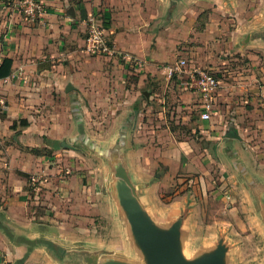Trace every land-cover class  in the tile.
Returning a JSON list of instances; mask_svg holds the SVG:
<instances>
[{
    "label": "crops",
    "instance_id": "obj_1",
    "mask_svg": "<svg viewBox=\"0 0 264 264\" xmlns=\"http://www.w3.org/2000/svg\"><path fill=\"white\" fill-rule=\"evenodd\" d=\"M20 1L0 0V62L6 57L13 60L10 75L0 77V96L5 100V104L0 102V264H148L121 214L110 158L90 148L88 153H79L82 142L64 146L63 141L82 133L93 140L88 131L90 100L86 97L94 89L109 97L115 95L113 85L119 78L126 83L135 75L134 81L139 83L143 67L155 73L157 66L170 59L172 50L184 39L183 33L204 35L217 20L220 31L228 36L221 48L224 56L215 63L225 65L228 55L240 53L248 67L237 82L230 81L232 70H226L230 76L221 78L216 108L235 104L233 128L239 134L227 141L254 180L264 183V38L249 36L263 28L261 21L254 19L240 24V0H40L45 13L35 18L22 11ZM232 11H237L238 24L225 21ZM256 12L257 17L264 16V4ZM90 14L102 21L118 50L131 54L143 66L87 52ZM96 62L100 68L91 67ZM131 89L125 85L123 91L130 93ZM133 95L132 102L124 99L113 104L117 115L111 131L99 133L93 141L105 148L116 144L124 119L138 112ZM74 108L80 112L79 118ZM220 116L228 119L229 113ZM130 134L131 128L120 149L123 161ZM183 142L182 155L196 152L197 141ZM140 151L137 147L130 154L127 167L135 184L146 183L149 175L139 166ZM73 152L87 160L92 175L97 173L100 179L98 184L90 178L87 165L76 172L55 163L65 157L73 159ZM33 177L37 181H32ZM84 177L89 179L86 183ZM157 185L158 181L147 185L139 193L145 194L140 199L152 222L166 229L188 199L180 196L161 204V199L154 198ZM90 197L94 202H89ZM189 220L190 216L180 227L181 252L186 260L204 256L217 247L222 236H230L227 229L223 234L218 227L209 234L190 230ZM121 230L130 244L110 236L120 235ZM240 249L230 247L225 263L250 264L236 256Z\"/></svg>",
    "mask_w": 264,
    "mask_h": 264
},
{
    "label": "rangeland",
    "instance_id": "obj_2",
    "mask_svg": "<svg viewBox=\"0 0 264 264\" xmlns=\"http://www.w3.org/2000/svg\"><path fill=\"white\" fill-rule=\"evenodd\" d=\"M240 4L242 7V9L239 7L238 15L240 24L243 26L253 19V21L259 20L264 29V16L261 15L259 18L255 15L256 9L263 6L264 0H240ZM207 12L206 10L204 13ZM236 14L237 11H232L231 17H227L225 21L233 25L236 22L238 24ZM217 21L208 27L204 35H195L193 32L183 33L184 39L177 44L171 54L169 51L170 59L157 66L155 73L143 67V80L139 83L134 81L135 75L128 76L126 83H122L123 78H119V82L113 85V88L117 89L115 95L109 97H102L100 89H94L91 95L86 97L90 100L86 111L88 131L93 140H97L99 133L107 135L117 115L113 104H120L124 99L126 101L130 99L132 102L135 94V107L138 112L134 117H138V120L135 122L133 119L130 125L128 149L124 155L126 166L130 167L129 161L132 159L130 154L139 147L141 149L139 154L141 158H137L139 166L149 173L146 185L158 181L157 191L154 193L155 199H161L163 204L180 196L187 198L188 204L182 213H186L185 219L190 216L187 224L190 230L197 229L209 234L218 227L225 234L227 229L230 236L227 238L222 236V239H225L228 248L241 246L236 256H240L250 264H264V203L262 204L260 199L264 193L258 189V186L248 182L241 172H237L233 162L226 159L221 150L226 145L230 131L234 130L239 134L233 128L235 104L232 103L233 107L217 105V112L213 113L212 118L203 121L197 107V95L186 87L177 75L170 78L163 71L165 66L175 65L180 56L186 55L198 65L217 70L220 78L225 74L227 77L230 76L226 70H232L230 81L237 82L236 78L248 65L243 61L244 56L240 53L228 55L229 62L225 65L215 63L219 62L220 56H224V49L221 48L227 44L225 38L228 36L225 35V31H220ZM91 67L97 69L101 64L96 62ZM132 82H135V86ZM125 85L133 88L130 93L128 90L123 91ZM226 111L229 113L228 119L220 116L222 113L226 115ZM192 140L199 143L194 145L196 152L191 156L182 155L183 141ZM78 147L79 153L90 152L88 145L84 143H80ZM67 158H61L55 163L76 172L81 170L80 166L87 165L90 178L98 184L100 179L97 173L92 175L91 167L85 158L84 160L77 156H73L71 160ZM91 165L94 168V164ZM88 180L84 177L85 183ZM260 183L264 188V183L262 181ZM144 189H140L139 193ZM139 195L140 205L145 207V202L140 199L144 198L145 194ZM89 202H94L92 197L89 198ZM120 206L121 214L125 218L124 222L129 224L127 211L123 205ZM145 209L147 210L148 207ZM89 222L94 224L93 220ZM105 229L107 230L106 227ZM124 233L125 231L121 230L120 235L110 236L119 237L123 244H130L126 241Z\"/></svg>",
    "mask_w": 264,
    "mask_h": 264
},
{
    "label": "water",
    "instance_id": "obj_3",
    "mask_svg": "<svg viewBox=\"0 0 264 264\" xmlns=\"http://www.w3.org/2000/svg\"><path fill=\"white\" fill-rule=\"evenodd\" d=\"M249 36L251 38H264V29L257 30L249 34ZM136 115L137 111L135 113H130L124 119L120 128V137L116 144L110 148H105L97 144L95 141L91 140L88 135L83 133L64 140L63 145H77L80 141L88 145L91 150L110 158L117 179L115 184L116 194L118 195L120 204L123 205L127 211L130 229L140 251H142L147 258L148 264H226V251H228L229 248L223 239H220L214 250L202 257L195 260H186L184 258L180 245V227L184 222L186 216L185 212H181L170 227L162 229L152 222L148 210H146L143 205H140V201L138 200L140 197L139 190L145 188L147 185L146 183L135 184L133 182L120 153V149L126 144L127 132ZM237 135L238 134L232 130L228 133V138L236 137ZM227 149H231L237 154L241 169L236 166V163L228 151H226ZM221 150L225 154L224 156L233 162L235 170L241 172L248 182L253 186H258V189L264 193L262 190L264 188L260 185L261 181L258 183L254 180L250 171L242 163L240 155L231 147L229 141L226 142V145L223 146ZM260 199L263 204L264 195H262ZM111 262L112 264H123L120 262ZM91 264H95V262L91 261Z\"/></svg>",
    "mask_w": 264,
    "mask_h": 264
},
{
    "label": "built area",
    "instance_id": "obj_4",
    "mask_svg": "<svg viewBox=\"0 0 264 264\" xmlns=\"http://www.w3.org/2000/svg\"><path fill=\"white\" fill-rule=\"evenodd\" d=\"M19 3L22 11L31 18L45 13V7L40 0H21ZM85 42V49L91 54L116 57L126 64L139 68L143 66L140 60L114 46L108 29L96 15L90 14L87 17ZM164 72L170 78L177 75L183 84L198 96L197 107L200 117L203 121H209L216 111L218 89L221 83L218 71L198 65L190 57L182 55L175 65L165 66ZM0 102L5 104V100L1 96ZM32 181L37 180L33 177Z\"/></svg>",
    "mask_w": 264,
    "mask_h": 264
},
{
    "label": "trees",
    "instance_id": "obj_5",
    "mask_svg": "<svg viewBox=\"0 0 264 264\" xmlns=\"http://www.w3.org/2000/svg\"><path fill=\"white\" fill-rule=\"evenodd\" d=\"M12 64H13L12 58L6 57L3 59V61L0 64V77H6V76L10 75V73L12 71ZM74 115L76 116V118L80 117V112L75 110V108H74ZM226 151H228V153L230 154V156L232 157V159L236 163V166L239 169H241V165L239 164V157L237 156V154L231 149H227Z\"/></svg>",
    "mask_w": 264,
    "mask_h": 264
}]
</instances>
